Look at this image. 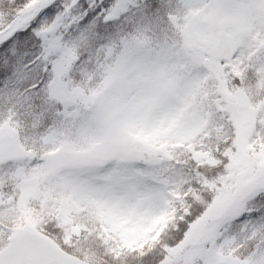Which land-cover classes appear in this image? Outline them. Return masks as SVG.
I'll list each match as a JSON object with an SVG mask.
<instances>
[{"label":"snow or ice","instance_id":"obj_1","mask_svg":"<svg viewBox=\"0 0 264 264\" xmlns=\"http://www.w3.org/2000/svg\"><path fill=\"white\" fill-rule=\"evenodd\" d=\"M0 264H264V0H0Z\"/></svg>","mask_w":264,"mask_h":264}]
</instances>
